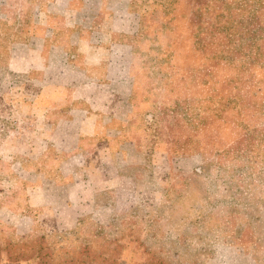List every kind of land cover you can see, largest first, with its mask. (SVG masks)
<instances>
[{"label": "rangeland", "instance_id": "rangeland-1", "mask_svg": "<svg viewBox=\"0 0 264 264\" xmlns=\"http://www.w3.org/2000/svg\"><path fill=\"white\" fill-rule=\"evenodd\" d=\"M40 1L11 0V16ZM134 6L141 26L118 32L131 112L112 127L135 150L88 141L66 163L48 154L40 77L9 66L29 28L0 18V264H264V0Z\"/></svg>", "mask_w": 264, "mask_h": 264}, {"label": "crops", "instance_id": "crops-1", "mask_svg": "<svg viewBox=\"0 0 264 264\" xmlns=\"http://www.w3.org/2000/svg\"><path fill=\"white\" fill-rule=\"evenodd\" d=\"M10 1L0 0V18L13 17L14 27H28L29 31L11 42L14 50L9 66L18 74L40 77L44 85L38 94L50 104V157H63L62 163H66L72 156L89 155L88 141L95 143L96 150L111 154L127 155L124 149L135 150L126 131L112 127L117 121L126 123L131 112L129 93L134 89V76L124 65L133 45L127 38L118 39V32L141 26L142 14L137 15L134 0L31 2L28 22H24L28 16L23 5L16 6L11 16ZM121 91L125 93L120 95ZM71 99L77 103L73 110ZM70 125L81 126L72 129ZM54 183L72 188L78 182ZM81 218L79 214L57 216L60 227L65 221H75L68 228Z\"/></svg>", "mask_w": 264, "mask_h": 264}, {"label": "trees", "instance_id": "trees-1", "mask_svg": "<svg viewBox=\"0 0 264 264\" xmlns=\"http://www.w3.org/2000/svg\"><path fill=\"white\" fill-rule=\"evenodd\" d=\"M260 47V46H259ZM236 50H235V52H231V53H241V49H243L244 48V45L242 44V45H240V46H235L234 47ZM252 51V49L249 51V53ZM264 54V53H263ZM259 57H255V58H253V59H251V61H256L257 59H258ZM231 59H233V58H231ZM241 103H243L242 101H240Z\"/></svg>", "mask_w": 264, "mask_h": 264}]
</instances>
